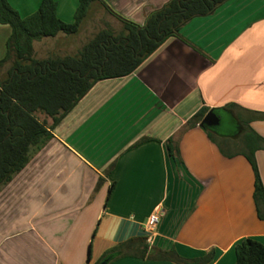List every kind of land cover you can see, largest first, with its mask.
<instances>
[{"label": "crops", "instance_id": "obj_1", "mask_svg": "<svg viewBox=\"0 0 264 264\" xmlns=\"http://www.w3.org/2000/svg\"><path fill=\"white\" fill-rule=\"evenodd\" d=\"M169 1L101 0V7L143 26ZM77 3L62 14L56 3L57 17L72 23ZM39 5L29 1V14ZM85 20L75 35L44 38L39 46L63 43L55 57L74 56L70 44ZM10 33L0 25V61ZM49 58L54 55L39 52V61ZM8 70L0 67V82ZM227 105L264 139V120L256 119L264 114V0H228L187 22L130 75L95 83L52 127L49 150L40 155L51 159L44 173L60 177L62 169L82 168L99 192L84 209L70 196L47 210L51 200L39 199V214L31 216L15 212L18 199L5 201L0 264H99L116 249L124 256L109 264H176L155 259L169 252L183 260L211 254L208 264H234V247L244 239L264 246V218L257 217L253 172L241 148L214 142L198 124L189 125L199 110ZM221 148H232L230 156ZM254 157L264 190V150ZM46 185L39 182V190ZM154 212L159 220L149 244L144 225ZM150 252L153 259L146 257Z\"/></svg>", "mask_w": 264, "mask_h": 264}, {"label": "trees", "instance_id": "obj_2", "mask_svg": "<svg viewBox=\"0 0 264 264\" xmlns=\"http://www.w3.org/2000/svg\"><path fill=\"white\" fill-rule=\"evenodd\" d=\"M227 1L170 0L150 14L143 26L117 17L126 34L113 35L110 31H102L74 56L38 61L32 58L34 42L59 34L75 35L91 6L94 3L101 5V0H79L72 23H64L57 17L53 0H41L38 9L25 19L19 17L7 0H0V25L11 30L5 45V56L0 61V67L11 62L7 78L0 82V188L21 172L32 149L40 150L51 141L52 127L76 106L95 83L130 75L165 41L177 36L187 22L212 14ZM234 108V105H227L220 109H201L191 118L189 125H199L209 111L220 118L219 127L202 129L214 142L218 139L221 144L228 142L233 145L232 148L237 151L238 147L241 148L239 152L253 172V202L257 217L262 220L264 190L254 154L264 150V139L249 129L247 122L234 113ZM37 113L51 119L52 125L48 128L40 123L35 117ZM256 119L264 120V114H256ZM224 123L234 125L235 132H222ZM232 148L227 150L230 152ZM167 150L173 158L172 147L167 146ZM228 151L221 148L224 155L230 156ZM130 243L132 241L127 244ZM119 250L111 251L103 261L109 264L124 256ZM234 254V264H264V246L253 239H244L236 244ZM152 255L150 252L146 257L153 259ZM144 257L143 253L141 258ZM211 258L209 254L196 260H183L173 252L155 257L172 260L176 264H208Z\"/></svg>", "mask_w": 264, "mask_h": 264}, {"label": "rangeland", "instance_id": "obj_3", "mask_svg": "<svg viewBox=\"0 0 264 264\" xmlns=\"http://www.w3.org/2000/svg\"><path fill=\"white\" fill-rule=\"evenodd\" d=\"M29 1L31 0H9V5L13 10H15L18 13L21 19H25L34 13L33 12L29 14V11L27 9L29 8L28 7ZM54 1L56 3H59V9L61 11V14L63 11H67L68 6L71 5V3L73 2V0H54ZM85 19L86 20L82 26V31L77 36V38H75V40L71 41L70 44V48H71L70 50L73 51L71 52L74 55H76L77 52L80 51L84 45H86L98 33L102 31H110L113 35H118L120 33L126 34L123 24L118 20V18L113 16L104 7H101V5L97 3L94 6H92ZM45 46L46 47L43 48L47 50L50 54L54 55V58H57L55 56L58 55V50L60 46L62 48L63 46L66 47V45H63V43H59L57 45L50 44ZM43 48L42 46L41 47L39 46V41L34 42L32 58L39 61V52L40 51L42 52V50H44ZM43 54H48V53L44 51ZM10 64L11 62L6 63V67H10ZM6 76L7 74L5 75V77L1 78V80H3L4 78L6 79L7 78ZM35 117L40 123H43L46 127L49 128L51 126L50 122L49 124L46 123L47 118L44 115L37 113L35 114ZM221 131L226 134L234 133L235 127L234 125H230V124L226 125L224 123V125L221 127ZM47 150H49V147L47 148L46 145L40 150L32 149L30 151L29 153L30 158L27 164L23 167L20 173H18L13 177L12 181L15 179V177H17L13 181V184H11L12 182L11 181L6 186L0 188L1 206L5 207L4 202L7 200H12L14 202V200L18 199V204H22V205L19 208H16L17 210L15 212L17 214H21L22 212H24V210H26L25 212L26 215L31 216L32 214H39V199L45 201L46 199L51 200V202H49L45 207V210H47L49 208H52L54 201L57 202L58 200H62L70 196L73 197L78 204L80 202L79 207H82L84 209L85 204L89 202L88 199L89 200L93 199L95 193L99 192V187L96 184L94 185V187H92L96 179H92L93 175L89 173H85L82 168H75L74 171H71L72 169L69 168L67 171L64 172H63L64 169H62L61 170L62 174L60 177L54 176V174L44 173V171L42 170L43 168L42 166L46 164L45 162L51 159L43 158L42 155H40V153ZM41 181L43 183H47L46 185V187H48L47 189L39 190V182ZM28 183L29 184L36 183V184L29 188V186L26 185ZM62 183H64L65 186L62 187L61 189V187L58 186L57 184H62ZM104 199L105 198H103V200ZM8 208L9 206L6 207V209ZM14 208H15V204L12 207V210ZM94 208L95 206L91 207L90 209L94 210ZM96 226H97V222L95 221L91 229L89 240H91V238L93 237ZM77 239H78V234H77V238L75 237L76 241ZM88 245L89 244L85 246V251H84L85 260L88 254Z\"/></svg>", "mask_w": 264, "mask_h": 264}, {"label": "built area", "instance_id": "obj_4", "mask_svg": "<svg viewBox=\"0 0 264 264\" xmlns=\"http://www.w3.org/2000/svg\"><path fill=\"white\" fill-rule=\"evenodd\" d=\"M159 217L157 212L152 213L146 220L144 225V231L147 235V242L152 243L153 234L158 223Z\"/></svg>", "mask_w": 264, "mask_h": 264}, {"label": "water", "instance_id": "obj_5", "mask_svg": "<svg viewBox=\"0 0 264 264\" xmlns=\"http://www.w3.org/2000/svg\"><path fill=\"white\" fill-rule=\"evenodd\" d=\"M220 125V118L213 113L212 111L207 112L203 119L201 120L199 127L202 129L203 127L207 128H217ZM100 264H106L105 261L101 262Z\"/></svg>", "mask_w": 264, "mask_h": 264}]
</instances>
